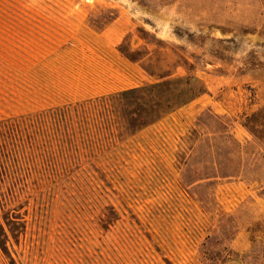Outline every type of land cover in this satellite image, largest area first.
<instances>
[{"label": "rangeland", "instance_id": "obj_1", "mask_svg": "<svg viewBox=\"0 0 264 264\" xmlns=\"http://www.w3.org/2000/svg\"><path fill=\"white\" fill-rule=\"evenodd\" d=\"M0 264H264V0H0Z\"/></svg>", "mask_w": 264, "mask_h": 264}]
</instances>
